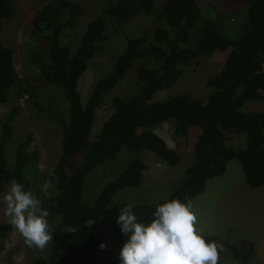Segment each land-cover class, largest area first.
<instances>
[{"label":"trees","instance_id":"16d2710c","mask_svg":"<svg viewBox=\"0 0 264 264\" xmlns=\"http://www.w3.org/2000/svg\"><path fill=\"white\" fill-rule=\"evenodd\" d=\"M243 1L246 7L242 19L232 25L234 23L228 17L219 20L212 5H208L207 10L197 0H166L157 11L156 21L160 26L155 29L154 39L148 40L143 34L127 37L125 49L115 59L112 71L96 81L84 105L80 100L78 79L86 70L88 61L104 48L108 21L114 19L122 24L137 15L149 14L154 0L108 1L87 23L74 52L60 43L59 36L64 29L75 26L82 12L81 6L70 0H50L39 8L32 17V32L42 40L45 49L33 46L28 56L38 67L43 81L61 88L68 102L69 118L59 119L40 102L29 101L61 130L59 157L57 152L51 167L43 174L44 179L52 180L53 187L50 196L41 201L49 217L59 218L63 227V232L54 230L52 241L44 248L47 250L45 258L38 256L34 259V250L28 248L26 255L34 259L32 264H115L113 260L95 261L91 258L99 239L89 234L88 223L95 222L110 229L120 254L127 236L122 234L116 217L128 204H112L111 199L120 190L138 188L146 166L141 160H131L98 191L92 204L84 203L82 198L87 177L103 162L115 159L123 147L131 150L145 148L169 165L176 164L178 154L152 131L154 126L169 118L176 122V135L184 137L192 126L201 129L193 147L194 161L167 198L132 205L139 222H150L157 205L166 200L179 198L183 201L202 193L207 180L220 176L231 158L239 160L249 187L264 183V113L243 111L246 100L263 99L264 0ZM12 14L10 0H0V31L3 20ZM216 53L226 55V58L218 72L205 79V87L210 89L205 103L186 94L151 101L158 91L170 88L178 81L183 73L182 67L196 64L200 56ZM140 57L153 59L156 66L137 67L138 91L128 99L112 98V113L95 139L89 141L96 110L105 94L119 83ZM17 72L12 49L0 42V104L8 102L14 87L17 96L28 92L32 99L35 95L26 85L21 88L24 79L21 81ZM17 115L18 108H13L3 121L0 119V209L3 212L6 209L3 195L13 181L23 183L25 189L32 192L35 188L29 176L36 173L34 166L39 154L37 150L27 149L32 139L30 133L14 141L13 161L7 166L6 149ZM139 128L142 130L138 133ZM238 133L246 134L243 146L234 148L225 144ZM78 151L82 158L73 171H69L66 166ZM50 173H54V177ZM6 217L0 216L1 238L9 237L14 228ZM205 238L221 241L216 236L205 235ZM222 244L235 258L243 262L250 259L252 244L247 246L249 248Z\"/></svg>","mask_w":264,"mask_h":264},{"label":"rangeland","instance_id":"374dc122","mask_svg":"<svg viewBox=\"0 0 264 264\" xmlns=\"http://www.w3.org/2000/svg\"><path fill=\"white\" fill-rule=\"evenodd\" d=\"M48 1L50 0H10L13 14L3 20L0 31V42L12 49L17 73L21 81L24 79L21 88L26 85L35 93L32 99L28 96V92L17 96L15 94L16 87H14L10 91L8 102L0 104L1 121L7 117L13 108H18V115L13 122V135L8 141L6 149L7 166L13 161L12 144L14 141L22 139L30 133L32 139L27 149L28 151L37 150L39 155L34 166L36 173L29 177L35 185L33 193L40 200L47 199L51 194L52 189H49L50 194L45 196L41 190V185L46 180L43 178V174L51 167L57 152L59 157L61 130L58 124L48 119L44 112L37 110L29 101L40 102L51 114H57L59 119L69 118L68 102L61 88L43 81L38 67L31 62L28 56L33 46L45 49L42 40H39L38 36L32 32V17ZM70 1L78 3L82 12L77 17L73 28H66L60 33L59 40L61 44L67 45L74 52L87 23L94 19L110 0ZM165 1L154 0L153 8L149 14L137 15L122 24L114 19L108 21L105 28L107 39L104 48L96 52L93 58L88 61L86 70L78 79V90L83 105L96 81L112 71L115 59L125 49L127 37L143 34L148 40L154 39L155 29L158 25L160 26V23L156 21L157 11ZM197 1L200 6L207 10L208 5L214 6L217 10L214 12L218 15V19L227 20L228 17L229 21L234 23L232 25L240 22L246 7L243 0ZM220 11H223L224 14ZM113 23L116 24L112 27ZM225 58L226 55L220 53L198 57L196 64L182 67L183 73L176 83L170 88L158 91L151 101L166 100L177 94H186L205 103L206 96L210 91L209 88L205 87V79L209 75L216 74L213 72H218ZM138 66L151 67L156 66V63L148 57L138 58L127 69L119 83L105 94L102 103L96 110V117L89 133V141L95 139L102 125L112 113V98L120 96L123 99H128L138 91ZM262 71L264 72V62ZM261 93L263 99L246 100L243 104V111L264 113V89L261 90ZM175 123L173 118H169L154 126L152 131L178 154L176 164L169 165L145 148L131 150L123 147L115 159L103 162L89 173L82 196L83 202L92 204L98 191L113 180L133 159L141 160L146 166L142 171V184L138 188L120 190L112 197L111 203L124 202L137 205L154 203L167 198L177 187L180 179L184 177L187 167L193 163V147L201 130L198 126H192L184 137L179 136L175 134ZM141 130L142 128H139L138 133ZM245 139V133H238L232 140H227L225 144L236 148L243 146ZM79 154L81 153L78 152ZM78 155L75 154L68 162L66 167L69 171L78 162ZM40 165L44 167L41 168ZM191 199L198 215L199 227L204 229V235L219 237L220 244H233L237 247L253 245V249L250 250V259L246 262L235 258L229 249L222 247L218 264H264V183L258 187H249L245 182L243 170L237 158L229 159L226 162L225 171L220 176L207 180L204 191ZM4 215L5 212L0 209V216ZM6 218L9 220L8 217ZM48 221L50 226L55 228V231L63 232L59 218L51 219L48 216ZM88 232L99 239L97 248L90 254L91 258L95 261L113 260L115 264H120L114 233L95 222L88 223ZM102 242L106 245L103 249L99 247ZM28 248L34 250V259L38 256L46 257V249L37 251L35 250L36 247H29L23 236L13 228L9 237H0V264H32L34 259L31 255L29 257L26 255Z\"/></svg>","mask_w":264,"mask_h":264},{"label":"clouds","instance_id":"9594fccd","mask_svg":"<svg viewBox=\"0 0 264 264\" xmlns=\"http://www.w3.org/2000/svg\"><path fill=\"white\" fill-rule=\"evenodd\" d=\"M78 156L79 162L82 154ZM50 175L54 177V173ZM52 187V180L46 179L41 190L47 196ZM3 201L9 223L25 243L37 251L45 250L55 228L49 224V212L42 207V201L16 181L7 188ZM152 215L150 222L143 223L138 221L131 204L120 209L116 222L127 236L119 254L120 264H218V249L223 246L218 241L206 240L191 198L166 200L157 205ZM99 247L103 249L106 245L102 242Z\"/></svg>","mask_w":264,"mask_h":264}]
</instances>
